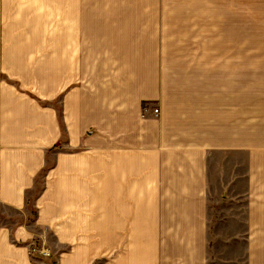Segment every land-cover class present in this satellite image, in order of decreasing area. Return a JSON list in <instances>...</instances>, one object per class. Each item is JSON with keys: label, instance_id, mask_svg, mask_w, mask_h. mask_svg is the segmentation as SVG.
Segmentation results:
<instances>
[{"label": "crops", "instance_id": "0c3cea01", "mask_svg": "<svg viewBox=\"0 0 264 264\" xmlns=\"http://www.w3.org/2000/svg\"><path fill=\"white\" fill-rule=\"evenodd\" d=\"M258 36L264 0H0V264H264Z\"/></svg>", "mask_w": 264, "mask_h": 264}, {"label": "rangeland", "instance_id": "374dc122", "mask_svg": "<svg viewBox=\"0 0 264 264\" xmlns=\"http://www.w3.org/2000/svg\"><path fill=\"white\" fill-rule=\"evenodd\" d=\"M258 42L252 45L249 44H243L241 46V52L244 53H257L260 55L264 54V36H258L256 39ZM239 46H233V45H227V46H218V45H209V46H202V50L208 51L210 53H218L225 51L226 53H233L234 51H239ZM258 70H264L261 66V64H264V61L258 60ZM250 61H243V67L244 65H248L249 67ZM192 79V78H187ZM201 79V78H199ZM205 80H209L210 86H216L218 84V78H204ZM221 79V78H220ZM232 77H226V85H229L232 82ZM242 96L244 101V96L247 98V96L252 95L253 100L258 101V106L260 107L264 103V75H257L249 76V75H243L242 78ZM196 81V80H195ZM194 84V83H192ZM252 90V91H250ZM249 100V99H248ZM259 129V134L264 135V125L259 124L257 126V130ZM259 148L264 149V140H259L258 146ZM250 148L248 146L242 147V156H231L229 157V153L227 152L226 156H220V155H213L209 158L211 167L215 166L218 161L222 158H225L224 162L219 164V166H233V161H236V165L241 167L242 172V178L240 181L242 191H245L247 188V180L249 176L248 172V166L250 165V156H248L247 151ZM257 160L258 164L262 165L264 167V156H259L257 158H254V160ZM229 160L231 161V164L229 163ZM240 169V168H239ZM216 175V173H214ZM260 177L264 178V172L258 173ZM248 199L243 196V200L240 201V212L243 214H246L248 212ZM244 223H241V228H243ZM240 228V225H237ZM227 233V231L225 232ZM223 235H220L218 237L210 236V243H209V252L211 256L217 257L218 255L224 256L223 252V245L226 243L224 241V238H222ZM162 246L163 249H166V252L163 253V260H169V259H178V260H185L187 259V253L191 252L193 249H196L199 254H201L203 244H202V238H191L186 236H176V237H166L162 240ZM206 254H208V247L206 246ZM165 257V259H164ZM169 262V261H166Z\"/></svg>", "mask_w": 264, "mask_h": 264}, {"label": "built area", "instance_id": "2783aa9c", "mask_svg": "<svg viewBox=\"0 0 264 264\" xmlns=\"http://www.w3.org/2000/svg\"><path fill=\"white\" fill-rule=\"evenodd\" d=\"M155 112H158V109H155Z\"/></svg>", "mask_w": 264, "mask_h": 264}]
</instances>
